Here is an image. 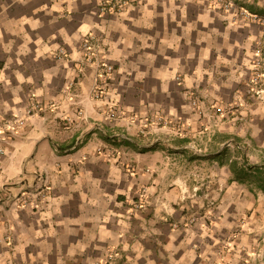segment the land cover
<instances>
[{"label": "crops", "instance_id": "crops-1", "mask_svg": "<svg viewBox=\"0 0 264 264\" xmlns=\"http://www.w3.org/2000/svg\"><path fill=\"white\" fill-rule=\"evenodd\" d=\"M262 1L233 17L183 0L120 15L0 0V115L26 116L0 153V264H90L106 247L118 264H264V190L230 170L264 164V88L259 100L250 83ZM88 32L107 75L85 62ZM188 92L232 110L209 123Z\"/></svg>", "mask_w": 264, "mask_h": 264}, {"label": "built area", "instance_id": "built-area-1", "mask_svg": "<svg viewBox=\"0 0 264 264\" xmlns=\"http://www.w3.org/2000/svg\"><path fill=\"white\" fill-rule=\"evenodd\" d=\"M140 1L141 0H97V6L101 14L111 15V14H118L126 7L128 8L130 4L135 2L138 3ZM100 42H101L100 39L94 33L88 32L84 35V37L81 40V48L83 50L85 62L94 63L95 66L98 67L102 73L104 72V74L107 75L112 71L113 68L109 64H103L97 62L96 51L98 46L100 45ZM261 53L262 52L260 48L256 47L254 50V54L260 56ZM90 91H91V96L95 98H99L102 96L103 93V85L95 79L93 84L91 85ZM257 92L258 90H256V93ZM188 100L189 103L193 105V107L197 111L199 112L204 111L203 108L204 103L202 102L203 100L199 99V97L194 92H188ZM216 104L217 103L212 104V106H216ZM42 108H43L42 104L39 101H34L32 106H30L26 110V113L27 115H30L32 114L33 109L41 110ZM206 109L209 112L210 107L209 108L207 107ZM216 109H218V112L220 114H223L229 112L232 109V107L230 105L227 106L223 105L217 107ZM156 117L158 119H161L162 121L164 120V118L159 114L156 115ZM25 120H26V116L24 114L22 115V114L12 113L10 115H2V116L0 115V153L4 152L3 151L5 148L4 144L20 132V129L25 124ZM167 126L170 127L169 124H167ZM181 126H182L181 123L175 124V127L172 130H175V132H179L182 129ZM26 198L27 196L21 199L26 200ZM140 206L141 205L139 203H136L133 204L132 208L138 209ZM113 253L115 255L119 254L118 250H115Z\"/></svg>", "mask_w": 264, "mask_h": 264}, {"label": "rangeland", "instance_id": "rangeland-1", "mask_svg": "<svg viewBox=\"0 0 264 264\" xmlns=\"http://www.w3.org/2000/svg\"><path fill=\"white\" fill-rule=\"evenodd\" d=\"M183 2H197V3L201 4L203 7H206V8H211V9H214V10H218L220 12H222V11L223 12H225V11L227 12L228 11V12L232 13L233 17H237L236 14H238V12H240V10H242V8L245 7L244 5H246V4H249L250 6L254 4L255 6H257V8L259 6L258 4L252 2V0H245V1H243V0H183ZM262 2H263L262 4L264 5V0ZM263 5H260V6L263 7ZM126 9H127V7L125 9H123L121 12H119L118 15H120L123 12H125ZM256 47H259L262 53H261L260 56L255 55V54L253 55V67H254V69H253V77L250 80V83L258 86L255 89L252 88L251 91L254 92L256 98L259 99L260 98L259 94L261 92H263V88H264V56H263L264 55V43L261 42V41H256L255 42V46H254V50H255ZM256 90H258L257 93H256ZM198 97H199V99L203 100L202 102L204 103V107H203L204 111L203 112H199L198 114L202 118L203 117L204 118L205 117H209V118L206 119L207 122L209 121V123L212 122L210 120L212 115L213 116H223V115L229 114V112L232 110L231 109L229 112L224 113L223 115H221L218 112V109H216V108L219 107V106H223V105L227 106V105H230V104L219 103V102H217V100L209 98L207 96H199L198 95ZM215 103H217L216 106H212V104H215ZM191 106L193 107V105H191ZM207 107L208 108L210 107L211 112L207 111V109H206ZM184 123H185L184 121H183V123L181 122V124H182L181 127L182 128L184 126L183 125ZM262 126H264V123H262ZM181 132H182V130L179 131V132H175L174 134H180ZM255 149L258 151V156H260L261 159H263L262 161H264V145H261L259 147H255ZM254 159L258 160L257 162H261L260 161L261 159L259 160L258 157H255ZM245 180H246V184H248V186L256 187L257 181L253 177L252 174H249L248 176H246ZM46 195L47 194L38 192V193H35L34 195H32L31 199L34 198L36 200H39V199H42V197H44ZM34 199L30 200L29 196H27L26 201H28V200L34 201ZM115 250H118V249L117 248H112V249L110 248L109 249V248L106 247L105 251L103 252V255L100 258L93 259L90 262V264H116L118 262V259L120 258L119 257L120 255L119 254L115 255L113 253Z\"/></svg>", "mask_w": 264, "mask_h": 264}, {"label": "trees", "instance_id": "trees-1", "mask_svg": "<svg viewBox=\"0 0 264 264\" xmlns=\"http://www.w3.org/2000/svg\"><path fill=\"white\" fill-rule=\"evenodd\" d=\"M231 164H230V170L232 171L233 170L235 171V169L238 170L239 172L246 171L243 176L241 177L239 176L237 179H240V181H243L245 177L249 175L247 170H250V173L253 175V177L257 181V186L260 189H264L263 188L264 187L263 186L264 185V164H248L246 159H244L243 162H241V164L239 165H237L236 161H233Z\"/></svg>", "mask_w": 264, "mask_h": 264}]
</instances>
